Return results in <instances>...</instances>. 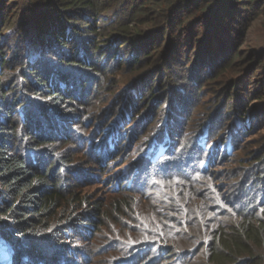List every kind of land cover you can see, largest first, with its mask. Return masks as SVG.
<instances>
[{"label": "trees", "instance_id": "obj_1", "mask_svg": "<svg viewBox=\"0 0 264 264\" xmlns=\"http://www.w3.org/2000/svg\"><path fill=\"white\" fill-rule=\"evenodd\" d=\"M3 1L0 0L1 10ZM55 1L51 7L60 14L52 17L51 22L39 25L42 35L36 44L22 46L17 58L13 54L3 61L5 53L0 54V238L10 246V264H173V260L174 264H264V161L242 172L238 176L240 180L227 194L209 183L214 157L204 150L212 135L219 133L215 125L219 113L209 116L200 132H194L183 121L191 116H184L188 102H172L166 124L151 125L143 142L138 143L142 150L140 156L126 158L110 172L113 173L108 181L111 191L130 197L115 200L108 213L101 204L90 206L87 197L80 198L76 190L93 183L94 179L100 180L107 163L124 154L128 143L137 144L138 141L134 143L137 131L131 136L122 131L136 119L135 96L124 94L118 120L104 127L91 126L92 119L85 116L89 103L73 105L80 95L84 94L86 102H93L98 95L90 92V82L83 85V77L91 81L93 74H99L95 90L100 91L98 86L102 85V76L107 71L132 66L141 74L155 64L161 70L158 59L140 60V54L146 58L159 47L154 40L150 42L132 31L127 22L130 16L143 18L141 21L151 19L147 21L151 25L160 24V20L169 30L173 19L179 16L181 26L190 22L207 24L205 34L209 38L206 43L195 44V50L199 60L208 57L210 73L214 68L221 71L215 77L218 79L227 75L237 57V51L232 49L229 55L232 41L229 32L237 24L232 10L242 11L245 7L257 12L264 8V0H141L143 4L138 3L140 0H129L128 16L104 29L97 22L121 0ZM8 3L15 5L14 0ZM46 5L41 1L30 2L29 7L23 5L20 20L27 14L32 20L40 10L51 11L50 5ZM181 12L185 14L180 15ZM122 13L123 7L120 16ZM74 19L82 20V27L73 23ZM13 20L0 18L3 32L20 24H14ZM108 31L115 34L110 44L109 39L103 46L97 44V39H105ZM120 49L129 50L130 64L120 62L117 53ZM10 65L15 72L11 78L7 69ZM139 92L136 98L142 95L141 89ZM151 94L142 102L152 98ZM69 106L76 111L66 110ZM247 110L242 108L235 113L238 115L235 118L242 123L236 138L243 131L250 132L247 131L251 120L246 118L251 115ZM75 120L80 124L74 125ZM164 132L167 150L152 158ZM83 142H87V158L71 159L54 151L56 145L74 147ZM128 162L129 166L122 168ZM205 164L209 165L205 167ZM93 167L99 169L97 173L92 171ZM80 179L87 182L79 184ZM199 181L202 187H211L204 201L194 187ZM102 183L106 180L102 179ZM157 190L162 192L161 198L169 192L175 203L184 208L179 211L178 207L166 204L168 209L163 216L157 212L160 220L150 223L142 209V200H147L149 195L152 203L161 200ZM110 217L123 226V231L105 237L99 251L92 247V252L82 243L77 246L76 239H83L89 245V237L96 238L99 232L107 230L105 220ZM167 217L181 231L185 227L187 234L184 231L168 233L163 220ZM129 218L137 219L139 227L128 228L130 225L124 219ZM202 220L207 224L203 225ZM161 229L167 232L158 233ZM186 237L192 240L190 249L191 243ZM202 237L206 239L201 240ZM98 258L102 259L98 261ZM0 264L6 263L0 259Z\"/></svg>", "mask_w": 264, "mask_h": 264}, {"label": "rangeland", "instance_id": "obj_2", "mask_svg": "<svg viewBox=\"0 0 264 264\" xmlns=\"http://www.w3.org/2000/svg\"><path fill=\"white\" fill-rule=\"evenodd\" d=\"M9 1L10 0H4L3 3L1 2L4 8L3 10L0 9V18L9 22L17 17L13 20V23L20 24H17L15 27L12 25L11 30L5 33L2 30L3 23H1L2 21L0 22V32L2 31L4 33L0 36V54L1 52L5 53L3 61L11 58L13 54L15 58H17V52H19L22 46L28 45L32 47L36 44L42 35V31L38 28L39 25L41 23L51 22L52 17L60 14L51 7L53 2H56L55 0H14V7L8 3ZM39 1L47 3L46 6L50 5L52 12L40 10L37 12L39 14L36 15L34 19L31 20L27 14L25 18L23 17L22 20H20V16H23L20 8L23 10V5L29 7L30 2L36 3ZM113 1L114 0H112V2ZM128 1L129 0H121L118 6L106 11L97 22V25L103 29L107 26L110 28L117 25V23L126 14L127 17L130 12L127 6ZM147 2L148 1H146V3ZM138 3L143 4L141 0L138 1ZM122 7L123 13L120 16V9ZM243 9L242 11L232 10L237 24H234L235 28L229 32L232 40L229 43V55H231V49L234 52L237 51V57L234 60L235 63L226 76H221L218 79H215V77L220 74L221 71L218 72V69L214 68L212 73H210L209 60H206L208 57L206 56L205 60L201 58L199 60V55L197 50H195V44H199L200 41L206 43L209 38H207V34H205L207 32L206 30H208L206 27L207 24L198 25L195 22L194 24L190 22L181 26L182 22L179 21V16L173 19V25L170 26L172 30H169L166 28V24L163 22L161 23L160 20H158L160 24L156 23L151 25L150 22H147L151 21V19L141 21L143 18L137 19L134 16L129 17L127 22L132 31L146 37L150 42L154 40L156 42L155 45L159 47V50L151 52L146 58H144L143 54H140V60L143 62V60L145 61L149 58L158 59L160 61L158 66L160 65L161 70H158L159 67L155 64L152 69H145L146 71L141 74L133 70L134 68H132V66L124 70L114 69L109 72L107 71L102 76L103 81L101 82L103 83L99 82L102 84L98 86L99 90L101 88L100 91L95 90L97 85V83L95 84L97 80L96 76L99 74H93L94 78L91 81L90 78H82L84 82L83 85L87 86L88 82H90V92L95 91L93 94L98 93V95L94 98L93 102H86L84 94L80 95V97L77 98V103L74 102L73 105L76 106L75 104L82 105L89 103L85 116H87V119H92L91 126L93 128L97 125L104 127L118 120V113L122 107V96L124 94L135 96V108H133V111H137L135 115L136 119L126 124L122 128V131L126 136H131L132 133L134 134V132L137 131L138 133L134 135V143L135 141L138 142L133 145L128 143L124 154H119L116 160L107 163L104 166L106 167V171L102 173L100 180L94 179L93 183L90 184L86 183L87 179H80L79 184L86 183L76 190L80 198L87 197L90 206L101 204L104 211L106 212L108 210L109 213L111 211V205L115 200L130 197L119 192L116 193L111 191L112 187L108 181H110L113 173L110 174V172L115 171V168L126 158L128 159L132 155L134 157L140 156L139 154L142 153V150L141 144L138 143L143 142L142 138L148 133L147 129L151 125L158 124L157 127L161 125V127H163L166 124L168 117L167 112L172 109V102L183 103L185 100L188 102L187 112L184 116L186 114H190L191 116L184 118L183 121H185V125L187 123L186 126H192L190 129L194 132H200L209 116L219 113L215 124L217 128L219 127L217 130L219 133L212 135V141L206 143L209 146L204 150V153H209L214 157L211 165L213 168L210 169L213 175L209 178L211 180L209 183H211V185H216V187H220L219 191L222 194L230 192L229 190L240 180L238 176L241 175L242 172L264 161V8L257 12L245 7ZM185 11L187 10L185 9ZM181 14L185 13L181 12L180 15ZM73 23L82 27V20L78 21L74 19ZM192 31L195 32V34H193ZM113 35L115 34L108 31V35L105 39H97V44L103 46L107 44L105 41L109 39V45ZM2 46L5 47V49H3ZM122 49H125V47ZM122 49H120V52L116 50L113 51L119 53L120 62H129L130 64V55L127 54L129 50L123 51ZM129 49H132V47H129ZM109 58L110 57H108V59ZM255 58L256 60H254ZM16 65L17 60L12 66L16 68ZM7 69L9 72L8 77L11 78V75L13 76L15 72L11 68V65L8 66ZM171 77L173 79H171ZM149 87L151 88L150 93L148 92ZM138 89H141L143 96L139 94L141 97L139 96L136 98L139 92ZM151 93L154 96L148 99V101L146 99L142 102L144 97H147V95ZM91 98L93 97L91 96ZM9 100L12 99L9 98ZM242 108H247L248 115H251V118H246L247 120H251L249 122L251 127L247 131H250L249 133L243 131V134H239V138H236L242 128V123L238 118H235L236 116L238 117L235 113ZM65 109H70V112L76 111L75 108L71 106ZM142 116H146V118L143 120ZM188 119L189 121H187ZM191 119L192 121H190ZM73 124H80V121L75 120ZM182 129H184V127ZM205 138L203 137L202 139ZM81 145H75L74 147L69 144L64 147L56 145L54 151L71 159L74 157H79L80 159L82 157L87 158V142H83ZM140 150L141 152H139ZM166 150L164 132L161 135L160 143L153 154H151V157L154 158L162 155ZM134 157L130 158V160L134 159ZM258 157L260 158L258 159ZM129 164V162L124 164L122 168H127ZM208 165L209 164H205L204 166L206 167ZM98 170V168H94L92 171L97 173ZM173 171H176V169ZM75 177L76 176H74V178ZM102 179L106 180V183H102ZM200 182L201 181L198 182V186L194 187L199 193L198 197L200 200L204 201L203 197L211 187H202ZM216 191L218 190L216 189ZM160 194H162V192L158 191L159 198H161ZM169 195V192L163 193L161 200L156 199L153 203L151 199H149L151 195L148 196L147 200L143 198L142 209L145 210L144 214L150 223L160 220L157 212L163 216V213L168 209L166 204H171L172 207H178L179 211H182L184 208L183 205L175 203L176 199ZM229 195L230 194H228V196ZM163 198L168 199L163 201ZM178 198L181 200L180 197ZM86 208L90 207L86 206ZM172 216H175L174 213ZM124 220H127V226L130 225L128 228L139 227L137 219L129 218ZM163 220H165L166 227H168V233L172 234L177 231L181 233L184 231L186 233L185 227L182 228L181 231L180 227H177L176 222L173 223L170 221L169 217L163 218ZM105 223L108 229L99 232L96 238L89 237V245L87 242L83 243V239H76L77 246L82 243L83 247L91 248L92 252V247H95L96 250L99 251L100 249L98 248L104 243L105 237H112L115 236L117 231H123V226L119 222H116L114 218L110 217L108 220L106 219ZM202 224L205 225L207 223L202 220ZM160 232L167 231L166 229H161L158 233ZM204 239H206V237L201 238V240ZM191 241L189 237L188 242L191 243L189 249L193 247ZM183 244L187 245L185 242H181V245ZM9 250L10 246L0 238V259L6 264H10ZM99 259L102 258H98L97 260L99 261ZM169 261H172V259H169ZM171 263L174 264V260Z\"/></svg>", "mask_w": 264, "mask_h": 264}]
</instances>
